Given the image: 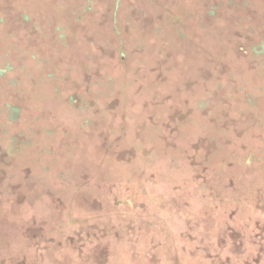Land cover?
<instances>
[{"label":"trees","instance_id":"16d2710c","mask_svg":"<svg viewBox=\"0 0 264 264\" xmlns=\"http://www.w3.org/2000/svg\"><path fill=\"white\" fill-rule=\"evenodd\" d=\"M0 264H264V0H0Z\"/></svg>","mask_w":264,"mask_h":264},{"label":"rangeland","instance_id":"374dc122","mask_svg":"<svg viewBox=\"0 0 264 264\" xmlns=\"http://www.w3.org/2000/svg\"><path fill=\"white\" fill-rule=\"evenodd\" d=\"M101 1L103 2V0H96V5L100 7L101 6ZM83 43H84V46H82L80 48L81 51H86V52L87 51H93V48H92L90 42H87V43L83 42ZM77 46H79L78 43H77ZM177 106H181V104L179 103ZM180 109L184 110V107L181 106ZM66 118H68L69 121L74 122L73 115H67ZM176 119L177 118H175L173 123H171L169 125L167 123L168 126H162V125H159V124L157 126H152V125H145L143 123L140 126H135V125H139V122L137 124H136V122H134V126H131V127L129 126L127 128V132H121V133H126V134H129V133L133 134V132L134 133H137V132L144 133L145 136L147 137V140H149L150 144L154 145L155 147H160L161 146V142H162L160 135H176V134H180L181 122L177 121ZM159 120H160L159 122H161V119H159ZM164 120H162V121H164ZM172 124H173L174 127H171ZM120 127H118V130H120ZM184 131H186V132L191 131L190 134L193 133V131L190 130V128L186 129ZM186 132H183V133H186ZM173 155L177 156L176 151L173 153ZM218 164H219V167H218L217 172L221 173L222 172V165L219 162H218ZM193 203H194V205H193L192 210H193L194 216H198V215L200 216L201 208H202L201 203L198 200H195V199H194ZM178 227L182 228V229H188L189 231H191L193 229L200 228L196 224H194V222H191L190 227H189V224L185 225V224H182V223H180L178 225Z\"/></svg>","mask_w":264,"mask_h":264}]
</instances>
